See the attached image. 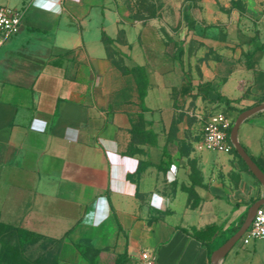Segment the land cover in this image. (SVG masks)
<instances>
[{"label":"crops","instance_id":"obj_1","mask_svg":"<svg viewBox=\"0 0 264 264\" xmlns=\"http://www.w3.org/2000/svg\"><path fill=\"white\" fill-rule=\"evenodd\" d=\"M0 5L22 12L0 50V221L60 239L58 264H87L78 242L124 264H145L142 251L152 264H210L190 233L217 225V248L264 186L233 147L196 144L211 114L232 125L264 102V17L219 28L183 6L205 44L188 51L161 20L122 17L116 0ZM236 136L264 172L263 110ZM218 264H264V241L239 238Z\"/></svg>","mask_w":264,"mask_h":264},{"label":"rangeland","instance_id":"obj_2","mask_svg":"<svg viewBox=\"0 0 264 264\" xmlns=\"http://www.w3.org/2000/svg\"><path fill=\"white\" fill-rule=\"evenodd\" d=\"M122 17L129 21L161 20L168 33L176 32L181 36L188 51H198L205 46L202 39L193 37L194 32L182 23L181 10L184 6L191 18L202 25L233 27L235 22L243 24L247 30H254V22L264 17V0H116ZM264 112V110H263ZM15 243V241H12ZM24 255L50 264L54 261L56 249L49 241L29 245L24 249ZM92 252L85 257L87 261ZM58 264V260H57Z\"/></svg>","mask_w":264,"mask_h":264},{"label":"trees","instance_id":"obj_3","mask_svg":"<svg viewBox=\"0 0 264 264\" xmlns=\"http://www.w3.org/2000/svg\"><path fill=\"white\" fill-rule=\"evenodd\" d=\"M229 103V100H224ZM165 168L168 164H159ZM260 167V166H259ZM262 170V168L260 167ZM183 232L188 233L185 229ZM220 227L215 224L206 226L203 229L193 230L190 235L196 240L208 247L210 254L215 248L214 241L218 235ZM12 241H15L12 242ZM49 241L53 245H57L60 239L47 238L37 232L27 230L25 228L16 227L8 223L0 221V264H45L40 261L39 257L29 259L24 255V249L29 245L41 244ZM80 256L85 257L90 252V247L85 242H78L75 245ZM92 254L87 259V264H124L129 257L123 253H110L106 249H96L91 251ZM58 254L55 253L54 261L50 264H57Z\"/></svg>","mask_w":264,"mask_h":264},{"label":"built area","instance_id":"obj_4","mask_svg":"<svg viewBox=\"0 0 264 264\" xmlns=\"http://www.w3.org/2000/svg\"><path fill=\"white\" fill-rule=\"evenodd\" d=\"M22 12L14 7L0 5V50L6 41L17 33L21 23ZM231 122L222 112L211 114L204 124L201 138L196 144L199 150L210 149L220 152H230L232 144L229 140ZM240 240L246 244L252 240L264 241V203L252 216L251 222ZM145 264H152L153 257L147 251L141 252Z\"/></svg>","mask_w":264,"mask_h":264},{"label":"water","instance_id":"obj_5","mask_svg":"<svg viewBox=\"0 0 264 264\" xmlns=\"http://www.w3.org/2000/svg\"><path fill=\"white\" fill-rule=\"evenodd\" d=\"M264 110V102H261L252 107L246 108L238 113L233 121L229 130V140L233 146V149L238 156L243 160L252 175L264 186V172L254 162V160L246 153L242 145L237 140V130L240 123L250 114ZM264 203V194L249 207L246 217L238 230L233 233L227 240H225L220 246L212 250L210 254V264H218V261L228 252L231 246L241 237L249 226L252 216L256 209Z\"/></svg>","mask_w":264,"mask_h":264}]
</instances>
